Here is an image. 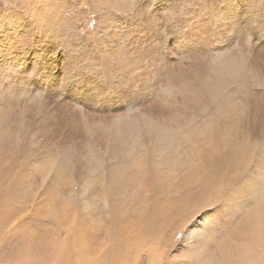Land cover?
Wrapping results in <instances>:
<instances>
[{
	"label": "rangeland",
	"instance_id": "1",
	"mask_svg": "<svg viewBox=\"0 0 264 264\" xmlns=\"http://www.w3.org/2000/svg\"><path fill=\"white\" fill-rule=\"evenodd\" d=\"M245 1L0 0V221L11 222V232L6 230L0 241V264H50L68 256V264L78 259L80 264H223L218 250L209 247L208 239L222 240L216 230L190 240L200 241L195 256L183 248L186 231L178 230L179 220L171 221L170 203L187 192L180 190L185 181H200L196 171L201 145L209 138L215 143L226 138L251 142L257 151L249 171H259L264 156V62L241 68L238 75L214 73L215 65L228 61L233 70L238 55L264 48V0H252L254 23L244 37L227 30L226 39L221 36L226 27L218 29L233 16L228 7L237 9ZM151 12L158 13L153 23ZM189 31L199 33L189 42V51L201 47L192 54L193 61L180 57L177 47ZM147 44L157 45L160 55L177 65L196 67L197 85L214 73V90L175 112L180 94L168 89L172 78L160 74L159 67L146 73L150 64L133 59V51L145 52ZM55 101L78 111L77 125L83 117H111V123L127 116L141 125L150 111L170 115L159 120L157 129L161 127L162 140L166 137L164 144L172 139L174 147L163 149L144 130L135 150L119 152L110 148L103 132H96L101 137L97 140L93 134L76 140L55 125L51 114L50 130L37 129L34 114ZM26 107L34 112L24 117ZM121 167L126 168L124 175ZM255 206L241 207L234 227L240 224L246 230L242 217L253 214ZM165 209L168 215L159 221L158 212ZM210 210L198 213L187 227L202 222L200 217ZM237 213L230 212L223 221ZM59 231L63 239L53 240ZM246 231L240 235L245 241L255 234ZM232 234L229 230L223 235L225 250H232ZM125 237L133 242L127 244ZM235 254L226 257L230 264Z\"/></svg>",
	"mask_w": 264,
	"mask_h": 264
},
{
	"label": "bare ground",
	"instance_id": "2",
	"mask_svg": "<svg viewBox=\"0 0 264 264\" xmlns=\"http://www.w3.org/2000/svg\"><path fill=\"white\" fill-rule=\"evenodd\" d=\"M254 7L255 6H254L252 0H246L237 9L228 7V10H230V12L233 13V16L230 17V20L225 25L223 24L218 28V29H220L221 27H226L225 29H223L221 31L222 32L221 36L228 39V37L225 36V32L227 30L228 31L232 30V31H234L235 35H238L240 38L244 37V32H245L244 30L251 27L254 23L253 22L254 21L253 18H255V15L253 14ZM146 9H145V11H146ZM156 16H158V13H156V12L152 13L151 12V14H150V20H152L151 23H153L154 18ZM169 16H171L170 13H169ZM252 16H254V17H252ZM147 17H149V16H147ZM150 25L154 26V24H150ZM218 29L215 32L218 33ZM250 29H252V28H250ZM195 30L199 31L198 29H195ZM184 34H185V36L181 39L182 40L181 42L179 41L180 43L177 47H179V51H180L179 56L180 57L184 56L186 58V59L184 58V60L188 61L187 57H189V60H190L191 57L196 56L195 53H198L201 49V47H199L200 46L199 45L196 50L195 49L193 50V53H192L191 51H189V47H188L189 42L191 43L193 40V36H196L199 33H197L196 31H194V32L192 31V32H190V34H186V33H184ZM235 35H232V36H235ZM198 39H199V41H202V43L200 42L202 45L205 44V39L202 35H200ZM177 42H176V44H177ZM159 43H160V41H159ZM164 43H166V42H164ZM137 47L140 49L139 46H137ZM257 48H259V47H257ZM252 49H253V47H252ZM144 51L145 52H140V53H139V50H136L135 52L133 51V53H132L134 56L133 59L134 58H140L141 60L142 59L145 60V62L147 64L148 63L150 64V66H148L146 64V66L149 67V68L147 67L148 69H145L146 73H150L149 72L150 69L154 70L156 67H159L160 72H161L160 74H166L167 73L172 78V82L169 81L170 82V88H168V89H170L171 91L176 90L180 94L179 100L176 101L177 106L175 108L177 111H175V112H179L180 111L179 109H181L182 106L187 105V107H188L192 103L199 100L200 98L207 97L208 94H210V91L214 90V81L213 80H215V79L212 76V75H214V73L216 76H218V75L224 76L225 74L238 75L241 72V68H246V67L255 68V67L260 66L261 63L264 62V48L260 49L258 51V53L254 50L245 51V52L241 53L240 55H238V61L240 64L237 61L238 65H235L233 70H229L228 66H232V64L228 61H226V63H221L220 65H215L216 66L215 67L216 72H214L213 74H208L204 85L201 86V85L196 84L198 81L195 79V76H193V73L195 72V70H197L196 67L193 68V66L192 67H186L185 65H183V66L177 65L175 63L176 61L173 62L174 60L173 59L171 60V58H169L168 56H165V57L161 56L160 55L161 52H160L159 48L157 47V45L153 46L152 44L151 45L147 44L146 48H144ZM148 53H151V55ZM202 53L205 54L204 51ZM192 54H194V56ZM197 56H199V55H197ZM234 56H235V54H234ZM193 60H190V61H193ZM167 61L171 63V66L169 65L168 67H165V65L163 63L166 64ZM194 62H196V61H194ZM161 64H163L164 66L161 67ZM192 65H194V63ZM176 67H180V68H178L179 69L178 71L174 69ZM156 75H158V72L156 73ZM55 81H56V79L54 80L53 84L55 83ZM201 83H202V81L200 82V84ZM54 86H55V84H54ZM83 99H82V101H83ZM69 105H68V103L55 101L54 105L48 110H47V108L49 107V105L43 106L41 108V110H38L34 114L35 116L38 117V120L36 121V124H37L36 128H37V126H39L40 128L46 130V128L47 129L49 128L48 124L54 125L51 122L50 117H49L51 114L52 115L51 118L54 117L55 118L54 120H56L55 125L57 124V126H60V128L62 127L66 131L65 133H67L69 135L71 134L74 138L76 137L75 138L76 140L84 141L87 138L88 134H91V135L93 134L94 139H96V138L98 139L101 137L97 136L96 132L97 133L103 132L104 134L108 135L107 140L110 141V142H108L110 144V148L113 149V146H114L117 148V150L119 152H123V151L129 152L131 149L135 150L138 147L137 138L141 135V133L144 130L147 133L154 134L157 141L159 140L163 146L165 145L163 149H165V148L170 149V148L174 147V144H171V143H173L172 139L170 141L168 140L167 143L164 144L166 142V137H164L165 140L164 139L162 140L160 135H158V131L161 127L157 129V125L160 124V121L161 120L165 121L164 119H167L168 116H170V115H166V114L162 115L161 114V116L160 115L158 116V115H156L157 111L156 112L150 111L146 115L143 116L141 125H138L135 121L130 120L127 116H123L119 120L112 121L111 123H110L111 117H104L102 119L99 117L100 120L95 119V118H97V116H95V118L91 117V119H89V120H88L89 117L88 118L85 117L87 120L83 117V119H84L83 122L80 123L78 121L80 124L77 125V124H74V123H77V122H75L74 117L77 118V116L75 114L78 111L72 110ZM22 110L24 112V117L26 114L34 112V109L32 107H26V108H23ZM170 110H172V109H170ZM69 113H71L70 118H68L69 116L67 115ZM158 114H160V113L158 112ZM66 115H67V118L65 117ZM71 115H72L73 119L71 118ZM83 115H84V113H83ZM163 116H164V118H162ZM80 118H82V116ZM80 118L78 116V119H80ZM169 121H171V120H169ZM55 128H56V126H55ZM48 130H50V129H48ZM57 132H59V131L57 130ZM62 134H64V133H62ZM229 135L230 134H228L227 137H229ZM71 139H72V137H71ZM209 139L207 140V142H205L203 145H201V146H203L201 148L202 154L200 155L199 166L197 167V171H196V174L198 175V177H201L199 179L200 181L194 182L193 180H191V178L188 179L187 181H185V184L180 185V190L181 191H187V192L185 194L181 195L180 197H177L175 200H173V203H172V201L170 203L173 206L172 207L173 213L171 214V218H172L171 221H174V222L175 221L177 222L178 220L180 221V223H178V225H177L178 230L185 229V231L187 233L188 230L191 228V229H193V232H199V233H201L202 237H206V238H207V236H205L203 234L204 228H205L204 221L208 222V218L206 217L205 220L197 223L196 225L191 223L190 224L191 226L187 227V225L190 223L189 221H191L194 217L192 219L188 220L187 223H183L184 219L186 218V214L190 211V209L192 207H200V211L198 213H201L206 208L210 209L211 207L208 205L207 201H208V198L210 197V195L213 191V188L218 186L221 182H223L226 178V175H237L243 169L247 168L249 165H253L252 164L253 159H254L253 154H255V152L257 151L251 146V142H249V141H246L245 143L241 142V143L237 144L236 138H235L236 140L234 138H232V139L226 138V140L223 139L221 141V143H217V142L215 143ZM73 142L71 141V143H73ZM233 143H234V145H232ZM114 144H117L118 146H115ZM73 145H78V143L73 144ZM219 145H222V150L216 149ZM260 151L262 152L263 150H260ZM66 152L69 153V150ZM261 152L259 154V158L261 157ZM64 154H65V152H64ZM69 154H71V152ZM203 154H204V156H203ZM65 156H66V154H65ZM74 156H76V155H74ZM66 158L67 157H65V159ZM68 162H70V161H68ZM125 172H126V168L121 167L120 174L124 175ZM181 178H183V177L181 176ZM184 179H186V178H184ZM0 182H1V180H0ZM2 202H3V199L0 198V208H1ZM169 208H170V206H169ZM169 208H168V210H169ZM240 208H237L234 210V212H238V213L231 216L232 218L229 220V222L223 221L222 225L216 229L217 236L221 237L222 240H219L220 238L219 239L214 238V240L208 239V241L210 243L209 247L214 252H216L218 250L219 254L223 258V264H230V262L227 260L226 257H228L229 254H231V253L234 254V252H236V254H235L236 255V261L232 262V264H264V254L261 253V251L264 249V209H262L257 204V206H255L253 208V211H252L253 214H249V212H248L247 217H242L243 218L242 220L244 223V224L243 223L242 224H243V226H245L246 230H250L251 232H255V234L252 235L251 238H249V239L246 238V241H245L244 240L245 237L242 238L240 235L247 234L248 231H246L243 227H242L243 229H241V226H239L240 224L234 227V223L236 222L234 220V218H236V216H238V217L241 216V215H239V212H241ZM198 213H197V215H198ZM166 214H167L166 209H165V212L164 211L162 213L158 212V216L161 217L159 221H162L166 217ZM242 214H244V212H242ZM159 217H158V219H159ZM244 219H246V220H244ZM193 223H195V222H193ZM10 224H11V222H9V221H0V241L2 240L6 230H7V232H9L11 230L9 228ZM149 229H151V228H149ZM229 230L233 231L232 237L230 239L233 238L234 242H232V250H225V248L227 246L224 248L223 243L225 242L227 237L223 238V235L228 233ZM63 231H65V230H63ZM63 231H61V232L63 233ZM59 233H60V231L55 235V238L53 240H55V239H59V241L61 240L60 238H62V237L60 236ZM65 233L67 234V236L70 235L69 230L65 231ZM194 237L195 236L185 237L182 244L184 246L183 248L191 249L193 251L194 256H195L196 252L198 253V251H196V250H197V245L200 241H197V243L195 241V242L189 244L190 240L194 239ZM238 237H240V239H242L243 241L238 242L235 239V238L238 239ZM230 239H228V240H230ZM124 240L127 244L133 242L131 237L128 238V241H127V237H125ZM136 242L138 243V241H136ZM76 248H77V246H76ZM199 248H200V246L198 247V250H200ZM212 251H210V253H209V254H211L210 256H212V254H213ZM64 255H66V253L63 254V256ZM68 257H60V258L56 257V259H53V261L50 264H56L55 262H58L59 260L61 261L62 264H68L69 261L66 262ZM160 257H161V255H160ZM81 261H82L81 259L76 260V264H80ZM151 261L149 264H153V261L152 262Z\"/></svg>",
	"mask_w": 264,
	"mask_h": 264
},
{
	"label": "snow or ice",
	"instance_id": "3",
	"mask_svg": "<svg viewBox=\"0 0 264 264\" xmlns=\"http://www.w3.org/2000/svg\"><path fill=\"white\" fill-rule=\"evenodd\" d=\"M250 168L251 165L237 175H226L225 180L213 188L207 201L212 210L200 217L201 220L208 218L204 228L205 234L219 228L223 223V218L237 208L247 204H258L264 209V156L260 160L258 172L255 169L249 171ZM199 211L200 207H192L183 223H187ZM184 235L200 238L201 233L193 232L190 228Z\"/></svg>",
	"mask_w": 264,
	"mask_h": 264
}]
</instances>
